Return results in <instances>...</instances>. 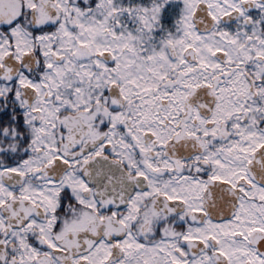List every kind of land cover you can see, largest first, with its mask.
<instances>
[{"label":"snow or ice","instance_id":"snow-or-ice-1","mask_svg":"<svg viewBox=\"0 0 264 264\" xmlns=\"http://www.w3.org/2000/svg\"><path fill=\"white\" fill-rule=\"evenodd\" d=\"M0 264H264V0H0Z\"/></svg>","mask_w":264,"mask_h":264}]
</instances>
